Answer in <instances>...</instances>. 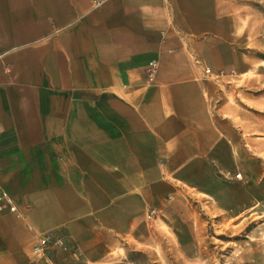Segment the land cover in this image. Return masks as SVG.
<instances>
[{"label": "crops", "instance_id": "0c3cea01", "mask_svg": "<svg viewBox=\"0 0 264 264\" xmlns=\"http://www.w3.org/2000/svg\"><path fill=\"white\" fill-rule=\"evenodd\" d=\"M227 6L0 0V197L20 213L0 201V264L49 232L92 260L165 201L220 199L239 172L259 199L264 109Z\"/></svg>", "mask_w": 264, "mask_h": 264}, {"label": "rangeland", "instance_id": "374dc122", "mask_svg": "<svg viewBox=\"0 0 264 264\" xmlns=\"http://www.w3.org/2000/svg\"><path fill=\"white\" fill-rule=\"evenodd\" d=\"M226 9L236 24L237 46L257 69L241 80L253 81L250 90L264 109V0H228ZM260 156L258 200H246L247 190L232 184L244 177L228 176L217 187L220 199L192 193L165 201L148 212L130 238L109 242L92 260L79 248L77 256L57 251L51 259L36 257L31 248L18 264H264V152Z\"/></svg>", "mask_w": 264, "mask_h": 264}, {"label": "built area", "instance_id": "2783aa9c", "mask_svg": "<svg viewBox=\"0 0 264 264\" xmlns=\"http://www.w3.org/2000/svg\"><path fill=\"white\" fill-rule=\"evenodd\" d=\"M206 74H210L206 71ZM237 179L241 178V175L236 176ZM0 201L4 202V206H7L11 213L19 215V210L14 204L13 200L6 194L0 197ZM3 207V206H2ZM1 208V207H0ZM2 209V208H1ZM57 251L74 252L73 255L77 256V250L67 241L65 235L61 233L49 232L42 235L36 245L33 248V254L38 258L51 259L54 253ZM72 254V253H71Z\"/></svg>", "mask_w": 264, "mask_h": 264}]
</instances>
